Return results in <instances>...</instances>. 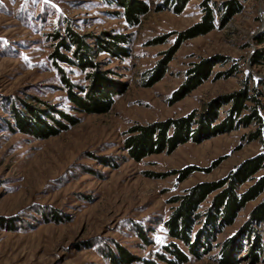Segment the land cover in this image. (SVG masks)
<instances>
[{
	"label": "rangeland",
	"instance_id": "374dc122",
	"mask_svg": "<svg viewBox=\"0 0 264 264\" xmlns=\"http://www.w3.org/2000/svg\"><path fill=\"white\" fill-rule=\"evenodd\" d=\"M145 1L148 12L138 25L128 26L118 9L103 0H0V264H112L110 253L117 246L140 258L128 264H169L166 245L173 242L187 251L164 225L172 197L264 153V144L247 139L256 127L252 124L198 143L188 141L172 152L140 160L129 156L124 139L135 125L200 110L209 99L239 89L243 81L264 91V61L249 63L255 49L264 50V43L256 41L264 31V0L242 1V11L223 27L182 42L163 77L151 86L144 84L147 73L173 44L174 33L200 19L202 0H189L180 13L171 9L172 0ZM66 27L89 37L128 35L127 56L100 52L94 58L123 83L106 112H82L67 99L62 75L75 85L86 81L76 65L58 62L60 71L51 58L58 43L54 34H65ZM157 37L164 42L152 44ZM215 56L226 61L214 64L207 80L169 103L190 64ZM232 64V75L217 78ZM24 100L51 105L73 121L62 118L66 128L46 138L23 133L13 126L10 109ZM260 101L264 119V95ZM186 166L197 170L179 181L177 171ZM263 195L247 202L234 223L217 234L212 250L200 258L190 255L183 264H219L220 243ZM240 256L237 264H251ZM262 257L255 264H264V253Z\"/></svg>",
	"mask_w": 264,
	"mask_h": 264
},
{
	"label": "trees",
	"instance_id": "16d2710c",
	"mask_svg": "<svg viewBox=\"0 0 264 264\" xmlns=\"http://www.w3.org/2000/svg\"><path fill=\"white\" fill-rule=\"evenodd\" d=\"M116 9L128 26H136L141 17L148 12L145 0H103ZM171 9L180 13L189 0H172ZM244 0H202L201 17L189 27L175 34L173 44L163 51L161 58L146 75L145 86L159 81L182 42L199 35H205L217 27H223L232 17L242 11ZM81 35L69 27L65 34L55 33L58 43L51 53L53 63L61 71L58 62L76 65L84 74L86 84L75 85L62 75L66 87V95L76 110L86 113L106 112L114 101V96L123 91L121 81L112 76L110 70H103L94 59L100 52L114 57L127 56L129 51L128 35L102 32L101 35ZM95 40L93 45L88 39ZM258 44L264 43V31L256 35ZM164 42L157 37L152 44ZM63 50L69 51L65 54ZM225 58L215 56L192 62L185 71L179 86L172 91L168 102L173 104L193 89L202 84L212 74V66L224 63ZM264 61V50L255 49L249 58L252 65ZM236 65L232 64L225 73H217V78L232 75ZM264 90V85H263ZM264 91L249 87L247 81L234 91L217 95L205 103L200 110H190L184 115L155 120L146 124H138L130 128L124 139V149L129 156L140 160L145 156L172 152L177 146L188 141L201 142L210 137L229 132L240 126L255 124V129L248 133L249 141L258 140L264 144V119L260 110L263 105L260 96ZM32 99V98H31ZM43 107L31 101H21L20 107H12L10 114L13 126L19 131L31 134L36 138L56 135L65 129L62 118L72 122L73 118L51 105L43 103ZM224 108V109H223ZM59 114L60 117H56ZM13 129L12 125L6 123ZM194 166H186L177 171L178 180H184L193 171ZM251 181L243 190L242 185ZM264 193V153L249 156L235 165L224 176L214 180H203L186 188L181 194L172 197L174 205L164 221L168 235L181 241L186 247L184 251L176 243H169L164 248L172 256L169 264H183L189 256L201 257L212 250V242L225 227L236 220L239 212L247 202L253 201ZM144 238V235H141ZM217 244V243H216ZM117 252L110 253L112 264H128L140 260L121 246ZM251 264L257 263L264 253V195L250 209L244 222L219 245L217 262L219 264H237L239 255ZM263 258V257H262ZM145 264H158L152 260H144Z\"/></svg>",
	"mask_w": 264,
	"mask_h": 264
}]
</instances>
